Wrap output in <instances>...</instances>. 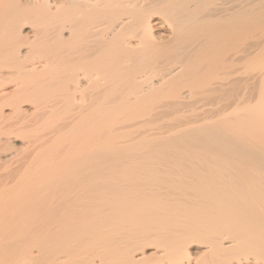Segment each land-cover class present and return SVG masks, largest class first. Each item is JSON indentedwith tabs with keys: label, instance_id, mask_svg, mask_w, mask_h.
Wrapping results in <instances>:
<instances>
[{
	"label": "bare ground",
	"instance_id": "6f19581e",
	"mask_svg": "<svg viewBox=\"0 0 264 264\" xmlns=\"http://www.w3.org/2000/svg\"><path fill=\"white\" fill-rule=\"evenodd\" d=\"M0 264H264V0H0Z\"/></svg>",
	"mask_w": 264,
	"mask_h": 264
}]
</instances>
